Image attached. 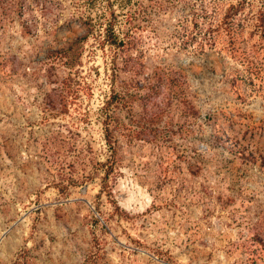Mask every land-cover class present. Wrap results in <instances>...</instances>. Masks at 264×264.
<instances>
[{
  "label": "rangeland",
  "instance_id": "obj_1",
  "mask_svg": "<svg viewBox=\"0 0 264 264\" xmlns=\"http://www.w3.org/2000/svg\"><path fill=\"white\" fill-rule=\"evenodd\" d=\"M0 264H264V0H0Z\"/></svg>",
  "mask_w": 264,
  "mask_h": 264
},
{
  "label": "trees",
  "instance_id": "obj_2",
  "mask_svg": "<svg viewBox=\"0 0 264 264\" xmlns=\"http://www.w3.org/2000/svg\"><path fill=\"white\" fill-rule=\"evenodd\" d=\"M110 101H107L106 105H109ZM106 136L108 137L107 129H105ZM107 175V172L105 173Z\"/></svg>",
  "mask_w": 264,
  "mask_h": 264
}]
</instances>
